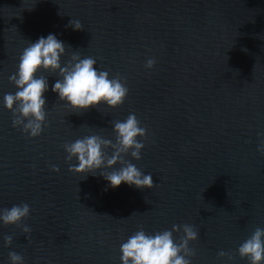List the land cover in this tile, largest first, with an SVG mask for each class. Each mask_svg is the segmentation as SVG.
Here are the masks:
<instances>
[{
  "label": "water",
  "instance_id": "1",
  "mask_svg": "<svg viewBox=\"0 0 264 264\" xmlns=\"http://www.w3.org/2000/svg\"><path fill=\"white\" fill-rule=\"evenodd\" d=\"M62 14V15H61ZM79 19L81 31L68 27ZM54 33L72 52L126 79L115 109L79 114L45 93L47 126L29 138L12 126L3 95L29 42ZM148 58L153 69L145 70ZM137 115L147 129L139 161L152 189L68 170L63 144ZM264 0H0V209L26 203L21 227L0 224V264L15 251L25 264H121L120 244L184 223L199 238L192 264H248L237 249L264 228ZM126 159L131 160L128 156ZM59 172L51 171V166ZM116 167H119L117 165ZM182 233H174L179 237ZM13 236L5 247L3 237Z\"/></svg>",
  "mask_w": 264,
  "mask_h": 264
},
{
  "label": "clouds",
  "instance_id": "2",
  "mask_svg": "<svg viewBox=\"0 0 264 264\" xmlns=\"http://www.w3.org/2000/svg\"><path fill=\"white\" fill-rule=\"evenodd\" d=\"M62 15V14H61ZM68 27L73 31H81L83 24L72 18ZM68 45L56 34L40 36L23 48L16 71L9 76L15 86L14 93L3 95L2 106L12 113V126L18 128L29 138L42 135L47 126V101L45 93L49 91L48 76L57 79L51 84V91L71 109L73 113H81L91 108L102 106L115 109L123 104L129 89L126 79L120 74H111L109 70L100 68L98 61L92 56H82L79 51L72 52L67 61L63 58ZM156 60L148 58L145 70L154 68ZM114 138L89 132L63 144L66 153L68 170L78 176H101L107 181L108 188H118L122 183L137 189L154 187L152 174L142 172L132 160L139 161L145 148L147 129L142 126L134 112H130L123 120L112 121ZM257 151L264 154V132H258ZM130 156L131 160L126 159ZM119 165V167H116ZM51 171L59 172L56 165ZM30 215V207L26 203L0 209V224L21 227L24 235L30 236L32 229L22 224ZM174 233H182L174 237ZM199 238L198 229L188 223L173 225L170 230L148 233L143 226L120 244L121 264H192L195 251L190 243ZM5 247L13 242V236L3 237ZM237 253L248 264H264V228L257 227L252 234L238 247ZM220 260L231 264L232 256L221 250L217 253ZM9 264H25L23 255L9 251Z\"/></svg>",
  "mask_w": 264,
  "mask_h": 264
}]
</instances>
